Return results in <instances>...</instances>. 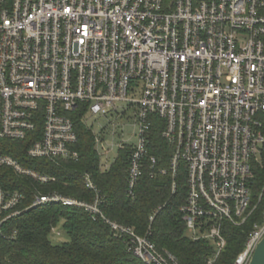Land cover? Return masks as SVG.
I'll return each instance as SVG.
<instances>
[{"label": "built area", "instance_id": "1", "mask_svg": "<svg viewBox=\"0 0 264 264\" xmlns=\"http://www.w3.org/2000/svg\"><path fill=\"white\" fill-rule=\"evenodd\" d=\"M81 109L102 171L130 140L122 133L116 142L113 129L109 142L107 126L95 132L90 120L132 111L131 195L145 159L158 163L149 143L161 121L173 152L160 171L171 173L173 193L185 173L187 235L210 243L207 264H215L229 228L251 222L233 264L249 263L264 237V0H0V168L55 180L10 152L29 142L27 163L77 159L73 116ZM86 185L93 202L39 192L23 206L25 193L0 182V236L16 235L9 223L29 209L56 203L100 216L145 264H181L151 231L107 218L90 175Z\"/></svg>", "mask_w": 264, "mask_h": 264}, {"label": "trees", "instance_id": "2", "mask_svg": "<svg viewBox=\"0 0 264 264\" xmlns=\"http://www.w3.org/2000/svg\"><path fill=\"white\" fill-rule=\"evenodd\" d=\"M73 118L78 134L77 159H36L27 163L29 142L14 144L10 152L20 162L55 180L41 184L17 176L10 168H0L1 184L6 189L24 192L23 206L31 204L34 194L39 192H59L93 202L96 192L86 185V176L90 175L103 199L101 208L107 218L132 227L139 235L151 231L150 238L157 248L173 252L181 264H207L210 243L195 241L187 235L180 211L186 194L185 173L181 172L177 192L173 193L171 173L160 171L169 167L173 152L161 135L162 122H155L149 143V155H154L158 163L153 167L149 157L145 159L143 175L131 195L129 165L133 146L120 150L110 169L102 171L95 135L83 121L82 109ZM251 226L250 222L229 228L227 249L215 264L234 263ZM54 229L63 231L67 239L54 243ZM13 230L17 233L12 237L0 236L2 264H145L128 251L127 236H115L104 219H94L83 208L56 203L37 206L10 221L7 231Z\"/></svg>", "mask_w": 264, "mask_h": 264}, {"label": "rangeland", "instance_id": "3", "mask_svg": "<svg viewBox=\"0 0 264 264\" xmlns=\"http://www.w3.org/2000/svg\"><path fill=\"white\" fill-rule=\"evenodd\" d=\"M95 121V125H94V131L98 132L100 130V126H107V129L109 131V135H105V137L108 139L109 142L113 141L112 138V130L115 129L116 136H114L115 141H119L120 139V135L123 133V136L126 139H129L130 142H128L129 145H134L137 142L136 137H134L133 132H134V128H133V115H132V111H129L125 116H120L118 114L115 113H111L108 115V117H96V118H92L90 121ZM123 130V131H122ZM120 134V135H118ZM115 143V142H114ZM116 149L112 152L111 156H110V160L112 161L116 155ZM67 237H65L63 231H58L56 232V235L53 237V241L54 243H59L61 241L66 240Z\"/></svg>", "mask_w": 264, "mask_h": 264}, {"label": "water", "instance_id": "4", "mask_svg": "<svg viewBox=\"0 0 264 264\" xmlns=\"http://www.w3.org/2000/svg\"><path fill=\"white\" fill-rule=\"evenodd\" d=\"M248 264H264V237L258 243Z\"/></svg>", "mask_w": 264, "mask_h": 264}]
</instances>
